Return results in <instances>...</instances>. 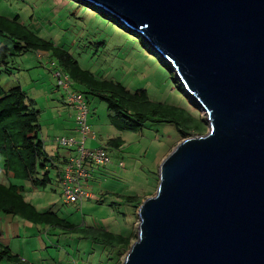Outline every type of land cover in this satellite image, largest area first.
<instances>
[{
	"label": "water",
	"instance_id": "95a60500",
	"mask_svg": "<svg viewBox=\"0 0 264 264\" xmlns=\"http://www.w3.org/2000/svg\"><path fill=\"white\" fill-rule=\"evenodd\" d=\"M172 65L209 130L179 143L122 264H264V0H80Z\"/></svg>",
	"mask_w": 264,
	"mask_h": 264
},
{
	"label": "rangeland",
	"instance_id": "374dc122",
	"mask_svg": "<svg viewBox=\"0 0 264 264\" xmlns=\"http://www.w3.org/2000/svg\"><path fill=\"white\" fill-rule=\"evenodd\" d=\"M87 4L78 0H0V16L9 19L19 16L28 29L73 54L82 69L114 79L131 91H145L156 103L183 107L199 116L209 130L205 111L187 93L172 65L165 62L145 38ZM5 45L11 47L9 41L0 38V48ZM37 54L26 52L14 57L8 65V72L2 75L1 86L6 91L20 86L36 102L41 112L42 135L47 137V141L51 125L57 123L59 127L64 118L67 121L63 123L69 125L68 117H71L70 125L79 131L78 138H75L81 140L84 136L77 125L78 110L67 101L68 92L63 90V86L57 85L51 59L45 55L41 60ZM73 86L81 91L77 84H73L70 92L80 94L73 90ZM62 95L67 104L61 103ZM86 102L89 107L87 124L91 130L87 136V147L90 150L104 147L111 157L108 166L92 168L89 189L92 197L82 204L66 203L55 171L52 173L54 179L45 189L33 188L28 182L12 181L25 187V197L37 209L43 212L51 210L78 228L69 230L41 226L44 232L40 234L39 242H34L30 235L19 238L10 235L13 242L10 246L0 242L1 256H6V249L14 248L15 253L28 263L38 258L39 264H122L126 255L121 256L117 249L96 244L91 234L86 236L81 230L110 231L132 239L131 245L137 240V204L128 202V198L137 197L145 201L155 196L160 165L183 138L174 125L166 123L148 124L141 133L121 134L110 124L107 106L103 102L92 97H88ZM57 103L61 104L57 108L63 104L69 108L64 106L68 111L60 113L61 117L58 115L63 109L59 110L53 123L57 110L54 105ZM69 110L72 112L69 113ZM191 136L197 135L194 133ZM116 137H122L124 141L120 149L108 145ZM69 150L62 147L60 151ZM3 161L0 156V178L7 182L3 176ZM36 243L45 249L47 247V250L25 252L28 245L34 249Z\"/></svg>",
	"mask_w": 264,
	"mask_h": 264
},
{
	"label": "trees",
	"instance_id": "16d2710c",
	"mask_svg": "<svg viewBox=\"0 0 264 264\" xmlns=\"http://www.w3.org/2000/svg\"><path fill=\"white\" fill-rule=\"evenodd\" d=\"M0 38L11 43V47L5 45L0 48V156L4 160L3 176L7 180L5 182L0 178V213L6 216L21 218L36 226L69 230L78 228L51 210L43 212L37 209L25 197V187L12 182H28L33 188L45 189L54 179L52 173L56 172L55 178L59 181L67 163L66 158L62 161L57 154L52 155L47 151L40 125L41 112L36 102L20 86L7 91L1 86L2 75L8 72L10 61L26 52L47 54L53 63H58L63 74L68 75L74 85L77 84L81 91L76 86H73V90L78 91L84 100L88 97L97 98L107 106L108 120L121 134L141 133L148 124L163 123L174 125L183 140L194 133L200 136L208 132L207 125L200 117L185 108L156 103L145 91H131L114 79L82 69L73 54L28 29L19 16L13 19L0 16ZM86 105L88 107L87 102ZM58 137L53 138L55 150L62 149L56 143ZM123 142L122 137H116L108 145L120 149ZM143 200L128 198V202H136L137 209ZM81 231L86 236L91 234L96 244L117 249L121 256L126 255L130 249L132 239L124 236L92 228ZM10 252V249L4 252L6 259L23 264Z\"/></svg>",
	"mask_w": 264,
	"mask_h": 264
},
{
	"label": "built area",
	"instance_id": "2783aa9c",
	"mask_svg": "<svg viewBox=\"0 0 264 264\" xmlns=\"http://www.w3.org/2000/svg\"><path fill=\"white\" fill-rule=\"evenodd\" d=\"M55 76L58 80L57 84L63 86L64 90L68 92L67 101L79 112L77 124L84 136L81 140H77L75 137H58L56 139V143L61 147L75 149V154L69 158L64 170L62 178L63 196L68 204H82L84 200L92 197L91 193L87 191L91 188L89 181L92 177V168L109 165L111 157L103 148L95 150L87 148V136L91 130L87 124L89 109L86 102L81 94L70 92L72 83L68 76L59 72Z\"/></svg>",
	"mask_w": 264,
	"mask_h": 264
},
{
	"label": "crops",
	"instance_id": "0c3cea01",
	"mask_svg": "<svg viewBox=\"0 0 264 264\" xmlns=\"http://www.w3.org/2000/svg\"><path fill=\"white\" fill-rule=\"evenodd\" d=\"M40 55V54H38ZM43 55H46L48 56L47 54H43ZM49 57V56H48ZM39 59L43 60L44 57H40L38 56ZM50 58V57H49ZM53 68V67H52ZM55 72H59L61 71V68L60 66L58 65V63H56L55 65V68H53ZM62 72V71H61ZM63 73V72H62ZM76 88V87H75ZM65 91V90H64ZM78 92V91H76ZM66 100L65 98L63 97L62 95V100H61V103H65ZM67 104V102H66ZM66 104H63V106L61 108H57L59 105V103H57V105H54L55 109L57 108L56 110V114L54 115V118H53V123H55L54 121H56L55 119H57V112L61 109V111H59V117H61L60 113H63V112H66L68 110L64 109V106ZM67 106V105H66ZM68 107V106H67ZM69 108V107H68ZM72 111L69 110V113H71ZM70 116H72L70 114ZM69 119H71V117H68ZM69 119H68V124L69 125H66L64 124L63 122L67 121V118L63 121H61V123L59 124L60 126L58 127L57 123L51 125L49 132L47 131V133L49 134V143L50 145H48V141L46 140V136L44 135L43 136V139L44 141L46 142V149L49 153H51L52 155H58V157H60V159L63 161L64 158H66L68 160V157L70 155V151L68 152H62L60 151L61 149L59 150H55V144L53 142V138L54 137H58V136H61V135H65V136H72V137H76L78 138L77 136H79V131L78 129H76L75 127L73 128L70 123H69ZM78 125V124H77ZM89 141V137L87 139V142ZM48 147H52V149H49ZM74 151V149H72ZM62 163V162H61ZM64 176V173H62V176L61 178H59V183H60V186H61V190L63 191V188H62V178ZM89 186H90V181H89ZM88 192L90 190H87ZM90 193V192H89ZM92 195V193H91ZM88 200V199H86ZM84 200V201H86ZM67 203V202H66ZM4 223V224H3ZM28 226H31V227H28ZM41 226H36V225H33V224H30L29 222H26L24 220H22L21 218H17V217H10V216H6L5 214H2L0 213V242L3 243L4 245L6 246H10L13 242L10 240V235H12L14 238H19V237H22V236H26V235H30V236H33V239H34V242L35 241H38L39 242V239H41V236L40 234L42 235L43 232H44V229L40 228ZM28 228V229H27ZM51 232V230L49 231V233ZM38 233V234H37ZM1 245H0V250H1ZM41 249V250H40ZM11 250V255L15 256L18 258V261H22L23 264H39V260L38 258H33L32 262L31 263H28L27 261L21 259V256L17 255L15 253V250L14 248L10 249ZM45 251L47 250V247L45 249V247L42 245V247L36 243L35 245V248L32 249L31 248V245H28V248L25 250V252H35L38 253L40 251ZM6 256H1L0 255V264H22L21 262L20 263H15L14 261H9L5 258Z\"/></svg>",
	"mask_w": 264,
	"mask_h": 264
},
{
	"label": "clouds",
	"instance_id": "9594fccd",
	"mask_svg": "<svg viewBox=\"0 0 264 264\" xmlns=\"http://www.w3.org/2000/svg\"><path fill=\"white\" fill-rule=\"evenodd\" d=\"M129 30V29H128ZM133 32V31H132ZM135 33V32H134ZM141 37H142V39H144V37H143V35L142 34H139ZM145 40V39H144ZM146 41V40H145ZM147 42V41H146ZM148 43V42H147ZM149 44V43H148ZM156 51V50H155ZM157 52V51H156ZM38 54H40V55H38ZM37 55L38 56H40V57H44L45 55H43V54H41V53H38ZM166 62V61H165ZM51 65H52V67L53 68H55V65H56V63H51ZM54 73V77L56 78V76H55V74L56 73H58V72H53ZM59 73L60 74H62V75H64L61 71H59ZM65 76V75H64ZM66 76H68V75H66ZM69 77V76H68ZM70 78V77H69ZM70 80L72 81V79L70 78ZM58 85V84H57ZM72 85H73V83L71 84V87H70V90H71V88H72ZM58 89H59V87H57ZM64 90V89H63ZM66 91V90H65ZM59 137H63V136H59ZM92 138H93V136H92ZM93 140H95V139H93ZM87 145V144H86ZM88 148V147H87ZM101 148H103V149H105L104 147H101ZM70 150V155H69V157H68V160H69V158L71 157V156H73V154L75 153V149H74V151L72 150L73 148H69ZM97 149H99V148H97ZM106 150V149H105ZM107 151V150H106ZM108 153V152H107ZM110 156V155H109ZM68 160H67V162H68ZM67 164V163H66ZM108 166V165H107ZM66 167V166H65ZM65 167H64V169L63 170H65ZM100 167H106V166H100ZM64 172V171H63ZM140 207V206H139ZM139 209V208H138Z\"/></svg>",
	"mask_w": 264,
	"mask_h": 264
}]
</instances>
